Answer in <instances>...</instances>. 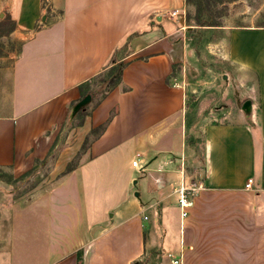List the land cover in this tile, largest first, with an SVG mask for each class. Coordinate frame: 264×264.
<instances>
[{"label": "crops", "instance_id": "0c3cea01", "mask_svg": "<svg viewBox=\"0 0 264 264\" xmlns=\"http://www.w3.org/2000/svg\"><path fill=\"white\" fill-rule=\"evenodd\" d=\"M185 12L186 0H0V21L15 23L3 40L20 44L0 54V169L50 167L19 198L0 180V264H78L80 252L82 264H147L149 245L151 264H264V27L229 32L230 60L255 78L251 112L207 125L188 164ZM126 42L122 84L70 127L80 85ZM181 183L203 186L185 215Z\"/></svg>", "mask_w": 264, "mask_h": 264}, {"label": "rangeland", "instance_id": "374dc122", "mask_svg": "<svg viewBox=\"0 0 264 264\" xmlns=\"http://www.w3.org/2000/svg\"><path fill=\"white\" fill-rule=\"evenodd\" d=\"M186 112L182 120L184 140L186 144V163H190L189 156L198 155L200 141L203 140V131L210 124L236 123L241 120L242 105L249 95H256L255 78L252 74L243 70L230 60L229 56V32L232 29L244 27H264V0H188L186 5ZM2 16V15H1ZM203 21L209 19L219 22L218 27H199L197 18ZM19 43L10 42L0 38V54L19 50ZM129 53V45L126 42L114 54L108 65L103 70V75L112 66L124 63L123 59ZM181 70V69H180ZM81 94L78 103L82 101L92 90L99 89V93L91 99L78 112L69 126L80 125L85 116L100 99L105 84L101 78L91 82ZM77 103V104H78ZM75 103L72 108H75ZM95 136V135H93ZM91 136L90 139L93 137ZM89 139V140H90ZM87 141V144L89 143ZM64 145V140L59 148ZM80 158L72 163H78ZM188 158V162H187ZM54 157L49 162L53 163ZM70 165V166H72ZM50 167L45 165L42 173L28 172L15 177L12 172L0 169V180L8 183L7 188L1 189L2 194L19 198L32 190L40 180H44ZM186 172L195 177V170L186 168ZM31 177V175H33ZM137 175L140 173L137 171ZM39 176H42L41 178ZM157 213L146 211L149 223L157 220ZM179 242V236L171 229L164 238L161 250L164 258L170 259L169 253H173ZM157 255V248L149 245L145 262L151 264Z\"/></svg>", "mask_w": 264, "mask_h": 264}, {"label": "trees", "instance_id": "16d2710c", "mask_svg": "<svg viewBox=\"0 0 264 264\" xmlns=\"http://www.w3.org/2000/svg\"><path fill=\"white\" fill-rule=\"evenodd\" d=\"M188 3V0H186V5ZM196 25L199 27H218L221 26L219 22H215L211 19H209L208 21H203L202 19H200V17L197 18L196 20ZM15 29V23L9 19H3L2 21H0V38H4V37H8L9 34ZM126 66V63H120L117 66H112L109 68V71L103 75V70L102 72H100L98 75L94 76L93 78H91L90 80H88L86 83L80 85V91L81 94L84 95L85 90L87 88H89L88 86L91 84V82L97 80V78H101V82H103L105 84V87L102 89L103 94H101L100 99L97 101L96 105L98 103H100L111 91H113L114 89H116L117 87H119L122 84V73L123 70ZM87 91V90H86ZM99 89H95L92 90L91 92H89L88 94L91 95L92 99L95 98V96L99 93ZM95 105V106H96ZM94 106V107H95ZM187 108V105H186ZM115 111L111 113L109 119L101 126L92 129L91 133H90V137L93 136L92 138H95L97 136H99L102 132H104V130L106 129V127L108 126V124L112 121L113 117L115 116ZM83 124V121L80 122V125ZM90 137L86 138V141L84 143V147L87 143V141L90 139ZM201 143V147H203V140L200 141ZM76 167V164L70 166L67 170L66 173L71 172L74 168ZM78 264H82V254L81 252L78 253ZM135 264V263H134Z\"/></svg>", "mask_w": 264, "mask_h": 264}, {"label": "built area", "instance_id": "2783aa9c", "mask_svg": "<svg viewBox=\"0 0 264 264\" xmlns=\"http://www.w3.org/2000/svg\"><path fill=\"white\" fill-rule=\"evenodd\" d=\"M177 14L174 12L173 15ZM139 158V157H138ZM140 159L133 161L132 165L136 168L139 173L144 171V166L139 163ZM253 181L250 179L246 184V188H251ZM203 188L201 184L199 185H187L186 183H181L179 187L175 188L174 192L177 195V204L180 207L183 215L187 214V209L192 206V199L197 195V193ZM173 264H179L178 260H173Z\"/></svg>", "mask_w": 264, "mask_h": 264}, {"label": "water", "instance_id": "95a60500", "mask_svg": "<svg viewBox=\"0 0 264 264\" xmlns=\"http://www.w3.org/2000/svg\"><path fill=\"white\" fill-rule=\"evenodd\" d=\"M92 97L91 95L86 96L82 101H80L74 108L75 112H78L82 107H84L87 103L91 101ZM252 109V103L250 100H247L242 105V110L244 113L249 114Z\"/></svg>", "mask_w": 264, "mask_h": 264}]
</instances>
